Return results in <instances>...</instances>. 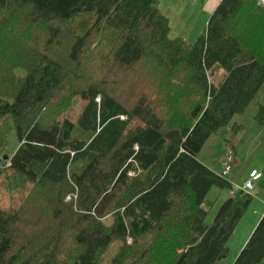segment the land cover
<instances>
[{
  "label": "trees",
  "instance_id": "trees-1",
  "mask_svg": "<svg viewBox=\"0 0 264 264\" xmlns=\"http://www.w3.org/2000/svg\"><path fill=\"white\" fill-rule=\"evenodd\" d=\"M210 14L188 43L157 0H0V264H100L113 241L107 264L227 258L252 198L206 224L207 193L230 185L196 156L264 84V4ZM256 224L232 264H262Z\"/></svg>",
  "mask_w": 264,
  "mask_h": 264
},
{
  "label": "rangeland",
  "instance_id": "rangeland-1",
  "mask_svg": "<svg viewBox=\"0 0 264 264\" xmlns=\"http://www.w3.org/2000/svg\"><path fill=\"white\" fill-rule=\"evenodd\" d=\"M174 1H176L177 3L175 4ZM203 2L205 1L204 0H158L157 3H158L159 12L165 17H167L169 19V22H171L170 23L171 29L176 31V28H178L177 29L178 31L180 30L181 32H184L186 29L190 30L191 28H193V23L196 25L198 21H200L201 19L203 20L204 17L207 15L204 14V10L202 9ZM261 2L264 4L263 0ZM209 15H207L206 17L205 24L207 19H209ZM189 22L191 26L188 25ZM194 28L197 27L194 26ZM169 35L172 36L173 32L168 34V36ZM190 39L194 40L195 38L193 36L190 37ZM249 39H250V43H253L252 38L250 36ZM223 72L224 71L222 69L213 72L211 75L208 76V80H210V82L213 85L217 86L218 83L221 82L222 77L224 76ZM258 91L259 92L256 95V97H253L249 102L248 104L249 106L246 108V110L243 113L237 114L236 116L232 117L231 123L229 125L215 131L214 134H212L210 138L205 141V143L202 146V149L200 150V152H198L196 156L197 160H203L207 165H209V167L219 172L222 171L223 165L226 161L225 152L228 151L229 149L233 151V146H234V148H236L238 153L241 155V156L238 155V157L235 156L236 161L240 159V161L243 162L241 164H238V166H236L237 162L230 165L231 173L228 174V177L232 179V185H238V186L242 185L246 177H248L249 168L264 165V121L262 123L255 118L259 106H261L262 103L264 102V84L261 85V88ZM82 104H84L83 101L78 100L76 104L73 106L72 111L70 113L71 119L74 120L75 118H77ZM234 125L235 126L238 125L239 128L236 131H231L233 133L231 134L230 137L228 135L229 132H227L228 131L227 127L231 128L232 130V126ZM140 127H141V123H139L136 120H132L128 130L129 131L135 129L138 130ZM7 141L8 144L6 146V151L12 152V150H14L16 146H18V141L16 139L14 132H12L9 135ZM254 185L252 191H249V195L251 194L250 196L254 195L252 194L255 188ZM261 187H263L264 189V179L263 182L261 183ZM227 191H229L228 188L219 189V187L213 186L211 191L207 193L206 199L210 201V205H207V217L204 220L206 224H209L211 220L214 218V215L216 213L215 211L218 205H221V203H223V201L226 200V196L228 195ZM74 197L75 196H72L73 199ZM7 198L8 197L5 196L4 201H6ZM66 198L65 201L69 199ZM251 198L252 199L250 201V204H253V200L255 199V197L253 196ZM250 204H248L247 207H245L242 217H244V215H246V217L249 216L251 212ZM239 222L240 221H238L237 228L235 229V231L238 230L236 231L237 233H235V231H232L231 235L229 236L231 237L233 235L231 238L228 239L227 247L229 254L227 258H224L222 260L220 259L217 262V264H232L233 260H235V258L238 257L241 248L238 250L236 254L235 247L238 241L237 236H238V232H240L241 228H243V225H245L244 222H242V220L240 225H238ZM230 240L232 241L231 244H229ZM126 242L130 243L128 240ZM246 242L247 240L245 241V243ZM117 247H118L117 243H115L114 241L111 242L109 249H107L105 254H103L102 256L103 259L100 264H107V262H109L110 256L115 252ZM176 248L179 251V248L178 247ZM177 249L175 250L176 253H177Z\"/></svg>",
  "mask_w": 264,
  "mask_h": 264
},
{
  "label": "crops",
  "instance_id": "crops-1",
  "mask_svg": "<svg viewBox=\"0 0 264 264\" xmlns=\"http://www.w3.org/2000/svg\"><path fill=\"white\" fill-rule=\"evenodd\" d=\"M204 1L205 2H203V4H202V9L204 10V14L209 15L211 13V10H214V8L218 5L220 0H204ZM157 2H158V0H157ZM174 2H175V4L177 3L176 1H174ZM207 15L204 17L203 20L201 19L200 21H198L196 25L193 23V28H191L190 30L186 29L184 32H181L180 30L178 31L177 30L178 28H176V31L171 29V25H170L171 22L168 21L169 22V29H170L169 34L171 32H173V35L172 36L169 35V37L182 38L183 40H185L189 43L193 42L192 41L193 39H190V37L194 36V38H195L199 33L203 32V30L205 29V25H206L205 20H206ZM210 15H209V17H210ZM188 25L191 26L190 22ZM194 26H196L197 28H194ZM235 127H237V129L239 128V126H237V125ZM227 128H228L227 132H229L228 135L231 137V134L233 132H231V128H229V127H227ZM231 152L233 154L234 163L237 162L236 166H238V164H241L243 161H240V159H238V161H236L235 156L238 157V155L239 156H241V155L238 153L237 149L234 148V146H233V151H231ZM200 161L205 165V167L208 170H210L211 172L213 171L214 173L221 175V171L218 172V171L214 170L213 168L209 167V165H207L203 160H200ZM248 170H249L248 177H246V179L244 181H247L250 178V175L252 174L253 171L260 174L261 177H259L258 179H256V181H254L255 188H254L252 194H254L253 196L255 197V199L253 200V204H250V211L251 212H250L249 216L246 217V215H244V217H240V219H239L240 222L238 225H240L241 220H242V222H244L245 225H243V228H241V231L238 232V236H237L238 241H237V244L235 247L236 254H237L238 250L240 248H242L243 243H245L246 240L248 241V237L251 234V232L254 230V227L256 225L255 223L257 222V220L264 215V189H263V187H261V183L263 182V179H264V165L252 167V168H249ZM230 171H231V168L228 171V173L225 175L224 180L227 181L228 183L232 184V179L230 177H228V174L231 173ZM253 196H250V197H253ZM236 231H238V230H236ZM236 231H235V233H237ZM231 237H229V238H231ZM231 243H232V241L230 240L229 244H231ZM260 262L262 264H264V256L262 257Z\"/></svg>",
  "mask_w": 264,
  "mask_h": 264
},
{
  "label": "built area",
  "instance_id": "built-area-1",
  "mask_svg": "<svg viewBox=\"0 0 264 264\" xmlns=\"http://www.w3.org/2000/svg\"><path fill=\"white\" fill-rule=\"evenodd\" d=\"M225 159L226 161L223 165L221 175H219L222 178H224L225 175L230 170L231 168L230 165L234 163L233 154L230 149L225 152ZM259 177H261V175L253 171L252 174L250 175V178L247 181H244L242 185L238 186V185H232L231 183H229L230 188L228 189L229 191H227V193L229 195H233L240 191L242 193H245L246 195H249V191H252L253 189L254 181H256V179H258ZM69 197L70 195H68L67 198Z\"/></svg>",
  "mask_w": 264,
  "mask_h": 264
},
{
  "label": "water",
  "instance_id": "water-1",
  "mask_svg": "<svg viewBox=\"0 0 264 264\" xmlns=\"http://www.w3.org/2000/svg\"><path fill=\"white\" fill-rule=\"evenodd\" d=\"M263 1H264V0H263ZM6 158H8L7 155H6Z\"/></svg>",
  "mask_w": 264,
  "mask_h": 264
},
{
  "label": "bare ground",
  "instance_id": "bare-ground-1",
  "mask_svg": "<svg viewBox=\"0 0 264 264\" xmlns=\"http://www.w3.org/2000/svg\"><path fill=\"white\" fill-rule=\"evenodd\" d=\"M262 1V0H261Z\"/></svg>",
  "mask_w": 264,
  "mask_h": 264
}]
</instances>
